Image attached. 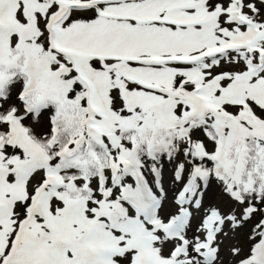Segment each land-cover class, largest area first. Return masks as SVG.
Here are the masks:
<instances>
[{"label":"snow or ice","instance_id":"1","mask_svg":"<svg viewBox=\"0 0 264 264\" xmlns=\"http://www.w3.org/2000/svg\"><path fill=\"white\" fill-rule=\"evenodd\" d=\"M0 264H264V0H0Z\"/></svg>","mask_w":264,"mask_h":264},{"label":"rangeland","instance_id":"2","mask_svg":"<svg viewBox=\"0 0 264 264\" xmlns=\"http://www.w3.org/2000/svg\"><path fill=\"white\" fill-rule=\"evenodd\" d=\"M179 162H183L182 153L179 155ZM175 163L176 162H174L170 168L165 167L164 173H163V184L168 193L169 202H171V200L174 198L175 193L179 191V188L181 186L174 179L173 172H174ZM206 200H207V204H206L207 207H222L223 208L228 205L227 197L223 193V191L219 189V186H217L216 189H214L213 191H211L210 193L206 195ZM228 246H229L228 241H225V251L223 255H224V260L226 262L231 261L232 259L230 255H228L227 253Z\"/></svg>","mask_w":264,"mask_h":264},{"label":"trees","instance_id":"3","mask_svg":"<svg viewBox=\"0 0 264 264\" xmlns=\"http://www.w3.org/2000/svg\"><path fill=\"white\" fill-rule=\"evenodd\" d=\"M173 164V162H165V167L166 168H170L171 167V165Z\"/></svg>","mask_w":264,"mask_h":264},{"label":"bare ground","instance_id":"4","mask_svg":"<svg viewBox=\"0 0 264 264\" xmlns=\"http://www.w3.org/2000/svg\"><path fill=\"white\" fill-rule=\"evenodd\" d=\"M180 155V154H179Z\"/></svg>","mask_w":264,"mask_h":264}]
</instances>
